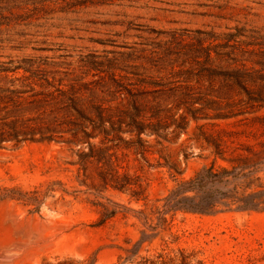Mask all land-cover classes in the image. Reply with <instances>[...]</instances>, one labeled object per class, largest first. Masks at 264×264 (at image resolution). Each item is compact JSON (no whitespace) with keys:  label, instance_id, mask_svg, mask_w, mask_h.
Segmentation results:
<instances>
[{"label":"rangeland","instance_id":"374dc122","mask_svg":"<svg viewBox=\"0 0 264 264\" xmlns=\"http://www.w3.org/2000/svg\"><path fill=\"white\" fill-rule=\"evenodd\" d=\"M205 139L264 157V0H0V264H117L142 233V254L264 264V209L157 212L214 160L230 167ZM86 141L139 177L138 201L75 164ZM47 185L37 209L9 198ZM97 203L117 211L102 227Z\"/></svg>","mask_w":264,"mask_h":264},{"label":"trees","instance_id":"16d2710c","mask_svg":"<svg viewBox=\"0 0 264 264\" xmlns=\"http://www.w3.org/2000/svg\"><path fill=\"white\" fill-rule=\"evenodd\" d=\"M138 130L141 132L144 129L138 127ZM205 142L211 144L215 150L214 154L227 162L230 167L216 164V160H214L210 167L202 169L193 178L180 181L176 189L163 199L164 205L161 211L157 209L158 214L164 216L169 213L184 212L209 215L216 213L220 206L226 210L234 209L236 211L264 209V185L261 184L254 187L251 183L254 180V176L264 169V157L259 156L258 153H252L250 158H226L222 154V148L219 144L221 141L216 142L205 139ZM84 143L87 150L77 153V162L75 164H79L84 168L86 164L94 163L98 168H102L98 174V179L103 185V189L111 187L120 192L130 191L131 197L138 201L143 190L139 177L130 175L127 172L119 174L112 161L113 154L109 153L108 148L92 145L88 141ZM130 144L140 146L142 148L140 149V154L145 158L147 151L143 149L139 139L135 142H130ZM169 168L176 170L172 163ZM213 186H219L222 189L221 191L214 190L215 195H217V201L213 199L214 195L210 192ZM12 192L10 199L19 201L26 206L36 205L35 209H37V205L50 192H53V189L51 185H47L43 190L33 189L32 191L24 192L16 189ZM187 194L193 195L188 196ZM108 202L111 203L110 201ZM96 206L101 208V213L94 225L95 227L104 226L117 213L115 209H110L105 204L97 203ZM163 219L165 218L163 217ZM148 240L149 237L142 233L138 241L134 243L129 241L127 244L130 247L120 248L121 253L117 256V264H203L201 260H194L193 253H188L183 248L168 252H165V248L153 254H149L148 251L146 254H142V246ZM249 263L252 264L250 261ZM43 264L52 263L43 262ZM55 264L89 263L87 260L77 261L65 258Z\"/></svg>","mask_w":264,"mask_h":264}]
</instances>
